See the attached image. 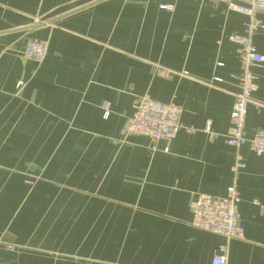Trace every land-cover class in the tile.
Masks as SVG:
<instances>
[{
	"label": "crops",
	"instance_id": "obj_1",
	"mask_svg": "<svg viewBox=\"0 0 264 264\" xmlns=\"http://www.w3.org/2000/svg\"><path fill=\"white\" fill-rule=\"evenodd\" d=\"M246 21L213 0H0V264H211L222 246L227 264H264V155L227 144L242 70L228 36ZM30 39L48 41L42 62ZM253 42L264 56L263 29ZM254 74L248 138L264 129ZM141 97L196 132L156 150L125 136ZM233 184L244 239L195 228L197 196Z\"/></svg>",
	"mask_w": 264,
	"mask_h": 264
},
{
	"label": "built area",
	"instance_id": "obj_2",
	"mask_svg": "<svg viewBox=\"0 0 264 264\" xmlns=\"http://www.w3.org/2000/svg\"><path fill=\"white\" fill-rule=\"evenodd\" d=\"M224 3L228 9L241 13L247 17L243 24V33H233L228 40L239 46V59L242 70L234 76L239 86V92L235 97V103L231 112V130L227 138V144L235 149L248 147L258 156L264 155V129H259L251 138L246 137L245 128L249 105L253 102V94L257 87V77L254 69L264 65V56L254 45V36L264 30V24L258 18L264 11V0H213ZM164 10H173V5H161ZM49 51L48 41L30 39L24 49L23 56L42 62ZM158 74L168 77L171 73L159 69ZM183 73V76H187ZM22 82L18 87L22 86ZM182 109L174 103H160L149 97H141L135 104L132 118L124 128L125 136H145L152 142L156 150L160 142H168L176 138L181 130L194 134L196 129L185 127L181 121ZM210 127L206 129L209 131ZM169 153V147L164 149ZM246 167L245 158L238 153L235 156L233 171L237 175ZM237 177V176H236ZM192 225L195 228L223 236L227 239H244L245 230L240 223L239 194L236 185L233 184L227 190L225 197H214L200 194L190 206ZM9 249H15L9 245ZM227 248L220 247L211 264H227Z\"/></svg>",
	"mask_w": 264,
	"mask_h": 264
}]
</instances>
